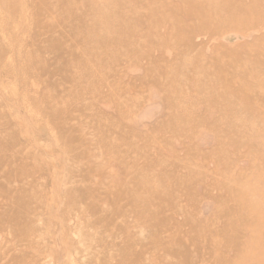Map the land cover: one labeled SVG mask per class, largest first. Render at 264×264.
I'll use <instances>...</instances> for the list:
<instances>
[{"label": "rangeland", "instance_id": "rangeland-1", "mask_svg": "<svg viewBox=\"0 0 264 264\" xmlns=\"http://www.w3.org/2000/svg\"><path fill=\"white\" fill-rule=\"evenodd\" d=\"M0 264H264V0H0Z\"/></svg>", "mask_w": 264, "mask_h": 264}]
</instances>
